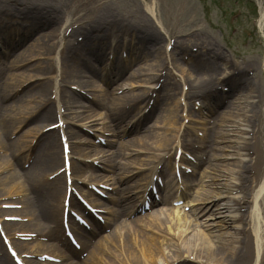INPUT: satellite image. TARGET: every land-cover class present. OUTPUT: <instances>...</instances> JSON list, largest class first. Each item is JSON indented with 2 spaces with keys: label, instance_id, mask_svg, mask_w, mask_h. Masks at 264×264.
Wrapping results in <instances>:
<instances>
[{
  "label": "bare ground",
  "instance_id": "6f19581e",
  "mask_svg": "<svg viewBox=\"0 0 264 264\" xmlns=\"http://www.w3.org/2000/svg\"><path fill=\"white\" fill-rule=\"evenodd\" d=\"M0 1L7 3V5L20 4V10H25L24 17L26 21L25 30L21 25H14V21L7 14L0 21V48L3 47L2 50L0 49V69L3 70L5 66L11 72L9 74V81L4 82L0 79V127L3 129V134L0 133V150L6 152L10 144L14 145L11 141H8L11 131H15L17 128L13 120L12 111L19 114V125L26 123V121L29 122L32 119H37L40 122L32 129L35 133L40 132L42 137L38 158H40L47 169L50 171L56 170L55 166L59 163L58 145L60 143V135L58 129L47 128L57 121L48 122L52 117L54 119L53 115L55 114V106L48 96L50 95V91L53 90L59 93V107H63L67 113H70V119L81 117L84 110L90 113L95 111V107L90 103L85 105L80 102L81 94L74 95L66 89L70 83H74L78 89L88 87L87 89L90 90H94L95 88L101 90V93L97 94V98L94 97L96 99L93 103L97 104V106L100 104L101 106H105L106 118L112 121V124L103 126L104 130H113L116 131L115 134L122 136L126 131L130 132L131 130L140 128L147 117L144 115L140 122L141 112L146 108L151 98L148 91L114 94L116 89H121L128 83L132 85L136 81L135 78L139 76L138 71H132L129 77L125 81L119 82L115 88H105L104 90H102L97 82H91L90 84L89 79L83 78L84 76L94 77L98 75L103 81L112 84L122 76L123 71L121 69L125 66H130L138 56L150 55L152 53L158 55L164 52L161 36L158 35L157 30V26L160 28V24L158 21V24L155 22L156 17L152 5L146 8L149 16L147 14V16L144 15L139 7L136 8L132 15L134 17L132 20L123 18L124 11L112 6L109 0ZM14 8L16 9L15 6ZM82 9L86 12V16H80L81 18L74 22H79L84 18L85 22L71 29L67 37H64L65 41L60 48L59 44L62 38L60 33L64 36V28L74 24V22H68L66 27L61 28L63 23L67 22V16L62 25L37 34L31 43L16 51L17 44L20 43L23 35H26V30H28L27 32H36L45 25L54 24L57 21L60 22L64 14H70V11L74 10V15H76ZM1 12L2 10L0 9ZM261 15L263 20L264 10L261 11ZM21 23L23 24V22ZM131 33H133L134 42L130 45L128 43V57L125 59L127 60L125 62L126 65L121 63L119 55L115 63L112 62L109 72H107L106 68L110 65V60L106 56L107 49L113 48L112 53L115 52L117 54V50L115 51L116 46L113 45L114 37L116 34L123 36ZM77 35H81V39L78 40ZM106 37H111L109 43H104L106 42ZM182 43L184 41L180 38L174 40L172 50H176L177 52H183L181 51L182 49L187 50L186 47L181 46ZM105 47L106 51L104 55L103 49ZM53 52L54 54H52ZM9 53H11L10 60L7 62L3 61L4 57H9ZM200 53L198 52L197 57ZM83 54H88L93 61H88ZM154 54L153 57L156 58L157 56ZM172 54L173 51L171 56ZM188 55L192 58L191 53H188ZM177 58L174 59L173 56L171 58V60L173 59L172 66L176 70L177 68L179 69V62L177 60L183 59L179 54ZM34 59H37V62L29 63ZM164 59L166 60V57ZM164 59L163 57H159V60H155V64L152 62L146 67V70H155L154 72H148L147 79L144 81L150 87L156 84L158 78L162 76L159 72L166 67ZM191 67V71L195 75L192 76L193 79L186 80L189 85V91L187 90L185 93V97L187 98L186 103H188L189 107L193 106L194 99L191 100V98L196 97L195 100H198L199 97H202V91L206 89L208 91L203 93L205 94L204 97L209 95H212L211 97L219 96L220 92L215 89L218 78L207 71L206 77L202 79V60L195 64L191 61ZM244 70L245 66L239 71V74H242L241 76L239 75L237 78L228 76L223 81L230 82L229 88L231 92L240 85L243 86V89H246L240 94L243 95L242 99L247 100L245 105L241 107L245 112L241 113L238 111L239 104L242 103L241 96L235 97V99L230 101V105L233 103L231 110H228V106L226 110L220 111L222 117L220 126L207 136V139L210 138L212 142V153L214 154L217 150L222 151V153L214 154V158L222 160L219 163L220 165H218L220 166L219 169L216 166L213 168L215 170L213 177L215 186L213 190L202 193L203 187L201 188L202 184H200L199 179L198 185L200 184V186L198 187L197 185V187L200 189L197 190V196L192 200H186L193 207L191 215L194 216L193 221L199 224V231L188 232L189 227H191V225L189 226L190 216L188 213H182L177 207L172 208V219L175 220V224L168 228V230L162 228V223L165 221V209L163 210L162 206L169 202L172 197L163 195L160 199L154 198L152 188L149 186L153 183V174H156L154 173V165L149 168L151 172L150 177L142 168L129 173L132 171V167L138 166L136 154L139 152L147 153L150 150L157 149L162 153L165 149L172 147L175 138L174 126L169 130V133L146 131V133L139 136L134 135L130 137L127 140L126 147L133 150L135 156L125 161H120V159H117L120 156L132 154V151H128L125 149L126 147H123V143L119 142L113 150L96 149L98 144H95L92 140L83 139L80 132L71 126L74 122L68 121L70 124L63 131L68 139L71 152L77 151L79 156H83L80 162L77 163L72 160L70 163L69 168L74 178L80 179L81 177V180L95 185H99L100 183L101 185H112V189L117 190V196L113 197L109 195L108 200L112 205L105 206L103 201H98L97 198L95 199L90 194H87L88 201L92 206L97 209L103 208L108 214L104 216V223H101L90 212H87V215L93 221L90 223L92 225L90 232H85L81 225H78L71 219L72 230L81 239L83 238L82 245L86 250L85 257L80 260V257L75 258L78 253L67 247V241L60 236L57 227L59 220L62 222V198L54 194L52 190L62 188V175L56 172L53 179L47 183L40 176L35 164L31 162L25 169V174L31 178L32 182L29 189H27L28 194L30 193L31 196L27 194L21 200L24 202L23 209L15 211V213H7V216H20L24 214L23 216H31L30 220L34 218L35 220L33 223H24L18 220H5L4 217H1V229L14 228L15 231L31 235H33L32 231H35V233L37 231L36 236H40V241L35 243L29 240L15 239V232L9 234L4 232L19 256L25 253L42 255L45 253L43 252L45 251L44 249H49L52 252L49 255L59 257L62 262L21 257L24 264H153L151 263L153 256L160 251V239L165 241L169 251H172L169 256H163L164 263L162 264H250L255 249L256 255L259 256L258 259L256 258L255 264L264 262V230L262 229V220L260 218L261 213L264 212V177L258 180V176L261 175L259 173L264 168V150L260 149L257 143L253 142L252 144L251 142L253 140L252 136L257 135L261 131V126L257 125L253 120V122L251 121L257 110L248 104L250 102V92L254 90L259 92V87L250 81L248 77L244 76ZM51 72H55L54 75L59 76L58 81L56 79L57 76L54 78V75L50 74ZM108 73L109 75L107 76ZM165 75V79L160 83L158 96L153 98L155 103L148 110L150 112L164 98L168 99L166 104L173 103L169 96H171L170 91L174 89V85L173 82H170V75L167 72ZM189 75L191 76L192 73L190 72ZM26 94H28L27 96L33 95L31 97H38V100L34 102L35 105H25L23 97ZM31 97L24 100L29 101ZM9 98H13V104L8 105L5 103ZM203 105L204 107H208V109L213 107L211 103L204 102ZM59 107L56 110V116L60 110ZM176 107L174 103L173 107L165 106L163 108L164 113L161 116L160 114L158 115L160 116L159 119L165 124H173L176 117L174 113ZM189 111L191 110L189 109ZM96 114L101 115V113ZM191 114L194 113L191 112ZM60 116H63V114H59ZM91 117H93V114L83 117L84 119L88 118L89 124H87V127L97 124V119H100V117ZM189 120L191 121L192 119ZM157 121L152 123L148 128L154 127ZM113 124L116 129L113 126L111 127ZM262 129L264 131V127ZM250 132H252V136L246 137V134ZM4 138H7V140L5 141ZM21 141V137L16 136L13 142L19 144ZM214 141L215 146L213 145ZM138 144L142 145L140 146L142 151L132 149L133 145ZM178 147L180 146H176L174 153H176ZM242 149H245V152L252 149V154L248 155V158H244L242 156L246 153ZM92 151H94L93 154L97 155V159H95L98 160L99 166L110 171L108 175L93 168L92 164L88 165L86 163L84 158ZM19 152V149H15L13 153L19 154ZM150 156H153L148 159L150 162L158 161L157 158L159 156L156 157L153 152ZM153 158H156V160ZM24 162L25 158L22 163ZM61 163L63 165V161ZM12 165V163H8L7 166ZM164 166L157 173L158 176L161 175V172L165 171ZM86 168L89 172L84 175L87 171ZM140 173L143 174L142 177L136 176ZM255 174L257 175L255 176ZM16 178L18 182L21 181L16 173L11 171L8 175L0 176V183H3L5 180H14L15 182ZM108 179H110V182H108ZM167 179V188L172 186L175 190L174 186L176 183L171 177H167ZM187 179L188 177L182 181V185L190 189V182L192 181ZM37 183L40 184V187ZM254 183L257 185H254ZM98 187L100 188V186ZM156 187L158 193L160 190L159 184ZM245 187L251 190L247 191ZM100 189L106 192L102 188ZM177 190L178 186L176 187ZM1 191L8 193L10 192V188L2 184L0 186V195L4 194ZM38 202H40V206L37 204ZM146 203H149L150 206L148 211L143 213V215L145 214L144 217L139 214L126 222L124 219L125 215L130 214L131 211L135 212ZM70 204L72 207H76V202L72 197ZM59 206L61 213H59ZM3 211L4 209L0 206V212ZM80 211L83 212L84 208H81ZM99 214L101 213L99 212ZM3 215L6 216V214ZM251 221L252 223H250ZM246 224H248V227ZM27 226L35 227L36 230H30ZM147 227L151 229L156 228V234L148 233L146 231ZM105 228H109L108 231L100 233V230ZM171 230L174 234L169 233ZM0 239L2 240L1 236ZM17 248L21 249V252L17 251ZM64 248H67L68 252ZM2 249L0 245V259L2 263L15 264L12 261L13 259L11 260V257L8 256L6 248L4 251ZM191 255L192 258H190Z\"/></svg>",
  "mask_w": 264,
  "mask_h": 264
},
{
  "label": "rangeland",
  "instance_id": "374dc122",
  "mask_svg": "<svg viewBox=\"0 0 264 264\" xmlns=\"http://www.w3.org/2000/svg\"><path fill=\"white\" fill-rule=\"evenodd\" d=\"M112 6L116 7L118 10H123V18L126 19H132V15L134 14L136 8L139 7L140 11L144 15H148V10L146 9L147 6L152 5L154 9V14H155V22L157 21L160 24V28L157 26L158 30V35L161 36V44L163 45L164 52H161L160 54L156 55L154 53L152 54H145L141 55L140 57L134 59L132 64L130 66H123L124 68L121 69L122 76L116 80V82L109 84L99 78L98 75H95L94 77H89L86 76L83 79H89V82H97L99 86L102 88V90L110 89V88H115L117 84L121 81H125L128 77L129 74L132 71H138L139 76L132 83L130 86L129 83L126 84V87L123 89H116L115 90V95L122 94V93H128V92H143V91H148L151 87L149 84L145 83L144 81L147 79V73L148 72H154L155 70H146V67H148L149 63L154 62L156 63L155 60H159V57L164 59L166 57V60L169 62L166 67L161 70L160 72L162 73H168L170 75V82H173L174 89L171 92L170 99H172V102L177 106L174 110V113L176 114V117L174 118L173 124H165L159 117L164 113L163 108L165 106H171L173 107V103L171 104H166L168 99H165L163 101H160L157 106L153 109V111L147 113V117L144 120V122L141 124L140 128L134 129L129 131H126V133L122 136L115 135L116 131H114V134L108 136V133H101V125L104 124H112V121H110L108 118H106L105 115V107L101 106H95V111L89 112L87 110L82 111V116L75 118L74 123L76 125H71L74 129L79 130L80 125L86 124L87 119H84L83 117H87L89 114H93V117L91 118H98L97 119L98 123L92 126V128H83L82 130H79L82 138H86L87 140L94 139L97 134H102L104 137H99L95 140V142L98 144V147L96 149H108V150H113L116 148L117 144L119 142L124 144V148L127 146V140L132 137V136H139L141 134L146 133V131H155L157 133L163 132V133H169V130L174 126L173 131L176 140H180L181 145L184 144V151L187 153V155H190L193 158L192 162L193 164H190L192 167V173L188 174V176L185 177V179L188 177L187 180H194L195 175L197 174V181L195 184L190 189H187L184 194V203L179 209L182 211V213H188L190 216V224L191 227H189L188 232L190 231H199L200 226L198 223L193 221L194 216L191 215L192 208L191 203H189L186 200H192L197 196V190L200 184H202L201 188L202 193L206 191H211L214 188V182L213 177L215 175V170L213 168L219 169L220 165L219 163L222 162V160L219 158H214V154H219L222 153V151H216L214 154L211 151V147L204 148L202 146V143L204 144H209L210 146L212 145V142L210 141V138L207 139L208 134H212L219 126H220V120H221V114L220 111L223 109L231 110L232 104L230 105V101L235 99V97L241 96V101L242 103L239 104V112H245L243 105H245L246 101L242 99L243 95H240L243 90V86H237L234 90L228 91L225 93L222 88L230 87L228 83H224L223 81H217L216 85L218 88H220L223 91L222 95L216 96V97H211L207 99L206 98H200L198 100H195L196 102L201 103V101H204L206 103H211L213 107L211 109H208V107H203L201 110H199L198 103L194 104L195 101H193V106L188 105L186 103L187 98L185 97V93L188 90V83L186 80L188 79H193L192 76L195 74L191 71V61L193 64L198 63L202 60V79L206 77V72L209 71L212 73V75L216 76L217 78L221 79L222 77L232 74V72L235 73L236 77L239 76L238 72L242 70L245 66V77H248L250 81H252L256 86L259 87V92L254 90L250 92V97L249 100L250 102L248 103L250 106H253L257 112L255 113V116L251 118V121L253 120L257 125H260V132L257 133V135L252 136L251 133L247 134L248 136H252L253 140L251 141L252 144L253 142L258 144V147L260 149L264 150V67H263V61H264V18L262 22L260 23V15H259V10H264V0H109ZM16 7V9L14 8ZM19 7V8H17ZM21 5L20 4H8L4 3L3 1H0V9L2 12L0 13V21H2L6 14L10 19L14 21V25H21L24 30L26 29V21L24 17V11L25 10H20ZM18 10V11H17ZM9 11V12H8ZM20 11H22L20 13ZM27 11V10H26ZM31 11V10H30ZM70 14H64L62 17V20L60 22L56 23H51L49 25H45L42 28H39L36 32H27L26 30V35H23L22 39L20 40V43L17 44L16 51L19 49L24 48L26 45L31 43L33 41V38L39 33H43L45 31H48L50 29H53L54 27H57L58 25H62V22L64 21L65 17L67 16V22L61 26V28L64 26L66 27L68 22H74L77 19H80L82 16H86V12L84 9L80 10L76 15H74V10L70 11ZM146 15V16H147ZM46 16V15H45ZM81 16V17H80ZM47 17V16H46ZM72 17V19H71ZM24 18V19H23ZM70 20V21H69ZM154 20V19H153ZM23 22V24L21 23ZM85 22V18L80 20L79 22H74L71 26H75L77 24H83ZM143 22V21H142ZM77 23V24H75ZM158 24V23H157ZM71 26H68L64 28L63 32H70ZM3 27V26H2ZM1 28V27H0ZM24 34V33H23ZM61 34V33H60ZM132 35V37H131ZM129 36V37H127ZM77 37H81V35H77ZM123 36L116 34L113 40V44L116 46L117 49L120 48V46H124L125 48L128 46L129 41L130 44L134 42L133 38V33L131 34H126ZM182 39L184 43H182V47H186L187 50L182 49L181 51L183 52H177L176 50H170V48H166L165 45L171 40H178ZM18 42V39H17ZM110 42V37L106 38V42L104 43H109ZM201 43V44H199ZM173 44V43H172ZM170 45V44H169ZM180 46V47H181ZM165 47V48H164ZM177 47V46H176ZM3 48V47H2ZM2 48H0L2 50ZM103 49V48H102ZM172 49V48H171ZM104 55L106 51L103 49ZM173 51L172 56L174 59H178L177 56L178 54L183 58L181 60H177L179 62V69L177 70L172 66V56L171 53ZM198 52H201L199 56L197 57ZM178 53V54H177ZM188 53L192 54V58L189 57ZM54 54V52L52 53ZM153 54L157 56L156 58L153 57ZM86 59L89 61L92 60L88 54H83ZM185 57V58H184ZM11 58V53H9V57L3 59V61L7 62ZM37 59H34L30 61L29 63H35ZM165 60V59H164ZM123 63V62H122ZM167 63V62H166ZM181 65V66H180ZM174 68V69H173ZM242 68V69H240ZM162 69V68H161ZM214 69V71H213ZM182 72V73H181ZM190 72L192 75L190 76ZM9 72L6 67L4 66V69H0V79L4 82L9 81ZM55 72H52L51 74H54ZM156 73H158L156 71ZM43 75V74H42ZM109 74H107L108 76ZM166 76V75H165ZM189 77V78H187ZM59 77H57L58 81ZM189 81V80H188ZM203 81V80H202ZM169 82V83H170ZM226 84V85H225ZM74 83L71 85L67 86V90L74 95L77 90H75V87H73ZM150 87V88H149ZM125 89V90H124ZM89 97H91V94H94L97 97L98 93H101V90H98L97 88L95 90H86ZM189 91V90H188ZM208 89L205 91H202L203 93H206ZM50 91V95H51ZM24 96L23 98H29L33 95ZM77 95V94H76ZM49 96V95H48ZM24 103L26 106H29L31 104L35 105V100H38V97H31L29 101L24 100ZM53 100H58V97L53 98ZM81 103L87 105L90 102L88 101V98L85 96H82V98L79 99ZM55 101H53L54 103ZM6 104L10 105L13 104V98H9L5 102ZM228 104V105H227ZM55 105V103H54ZM192 105V104H191ZM227 105V106H226ZM198 107V108H197ZM189 109L191 111H189ZM187 113H194L192 115H186ZM96 113H101V115H97ZM249 113V112H248ZM13 120L14 123L17 125V128L15 131H11L10 137L8 141H11L14 145L10 144L7 151L4 152L0 150V176L3 175H8L11 171L15 172L17 177L21 181L18 182L17 178L14 182L11 180H5L3 183H0V186L5 185L10 188V192L6 191H1L4 194L0 195V206L4 211L1 213L6 214L7 213H15V211H20L23 209L24 202L23 198H25L28 194L29 186L31 185V178H29L25 174V169L28 166V162L32 161V163L35 164L36 168L39 170L40 176L43 178L44 181L49 182L50 181V175H52V170L50 171L47 169V167L42 163L39 157V152H40V141H41V136L39 137V132L35 133L32 128L37 126L36 124L39 123L37 119H32L29 122L26 121L24 124H18L20 121V116L16 112H13ZM160 114V116H158ZM184 114L185 116H183ZM202 114V118H201ZM235 114V113H234ZM158 116V118H157ZM71 117L70 113H67L66 111V116L64 115V120L67 121ZM68 118V119H67ZM103 118V119H102ZM158 121H157V120ZM189 119H192L191 121ZM194 119V120H193ZM53 117L48 121L52 122ZM142 121V119L140 120ZM157 121L156 125L154 127L148 128L152 123ZM202 121L205 122V124H202ZM252 121V122H253ZM87 125V124H86ZM159 125V126H157ZM116 129V127L111 125ZM89 130L88 132H85L84 130ZM98 129V130H97ZM148 129V130H147ZM168 129V130H167ZM3 129L0 127V133H2ZM112 131V130H111ZM16 136L21 137V142L14 143V138ZM5 141L7 138H4ZM106 139L108 141V144H106ZM250 139V138H249ZM94 142V141H93ZM175 141L172 144V147L174 148L175 146ZM215 141L213 142V145L215 146ZM25 144V145H24ZM221 144V143H217ZM251 144V145H252ZM24 145V147H23ZM142 145H133L132 149H139L142 151V148L140 147ZM15 149H19L20 152L19 154L13 153ZM22 149V150H21ZM126 150L132 151V154L129 156H120L117 159H120V161H125L128 158H131L135 156L133 154V150L129 148H125ZM171 149V150H172ZM170 149H165V151H169ZM170 150V152H171ZM245 149H242L243 152ZM74 153V161L79 162L80 157H78L77 151H73ZM94 151L89 152L86 156V161L88 164H91L92 159L97 158V155L93 154ZM154 153L157 156H162L164 152H160L157 149L150 150L148 153H143L139 152L137 155L138 157V166L137 167H132V171L134 172L138 169H143L145 172H147L150 176L151 172L149 171V168L151 166H156L158 163L157 161L150 162L148 159H150L153 156H150L151 153ZM165 153L163 159H164V164L166 166V172L170 173L172 172V165H173V160L171 159V153ZM247 153V151H246ZM7 154V155H6ZM59 159H58V164L55 166V168H58L61 166V150L59 146ZM4 156V157H3ZM24 156V157H23ZM77 157V158H76ZM16 158V160H15ZM25 158V163H22V161ZM156 160V158H153ZM96 161V160H95ZM163 162V161H160ZM8 163H12V166H7ZM92 163L95 165L96 169H98L100 172L104 174H109V170H105L99 166L96 162L92 161ZM161 164V163H160ZM22 168V169H21ZM88 168V167H87ZM86 168V175L89 170ZM148 168V169H147ZM164 172V174H166ZM261 175L258 176L259 178H263L264 174V169L261 170ZM24 175V176H23ZM83 175V176H84ZM257 175V174H256ZM255 175V176H256ZM136 176L142 177L143 174L140 173ZM25 178V181H24ZM200 179V184L198 185ZM108 182H110V179H108ZM40 187V184L37 183ZM77 185L81 187V193L85 194L88 193V191L93 192L87 184H83L79 181H77ZM198 185V187H197ZM257 185V184H256ZM61 187L55 190H52L54 194L62 195L64 191V179H61ZM112 185H108L107 187L104 188L106 193L108 195L117 196V190H112ZM23 189V190H22ZM25 189V191H24ZM19 191V192H18ZM31 196V194H28ZM97 195V194H96ZM93 197V196H92ZM98 197L97 199H103L105 206H111L112 203H109V200L106 199L107 196H95L94 198ZM96 199V198H95ZM7 201V202H6ZM15 201V202H13ZM192 202V201H191ZM6 204H15L18 205V207H9V208H3L4 205ZM36 204V202H35ZM40 206V202L37 203ZM103 206V205H101ZM183 206H188L189 210H183ZM163 210L165 209L164 215H165V221L162 223V228L165 230H168L171 226L175 224V220L172 219V208H174L170 203H166L165 205L162 206ZM102 214L105 216L106 214L101 211ZM59 213H60V206H59ZM181 213V214H182ZM24 214L18 216L16 215L19 219L18 221H23L24 223H33L35 220L31 219V216H23ZM130 215V216H129ZM137 215V212L134 213L132 212L131 214L125 215L124 219L127 221L131 220ZM142 217H144L143 214H141ZM169 216V217H168ZM261 220H262V229L264 230V212L261 213L260 215ZM189 219V218H188ZM187 219V220H188ZM252 223V222H251ZM247 226V224H246ZM30 230L35 229V227L27 226ZM60 235H63V229L62 225L60 223V220L57 225ZM87 229V228H86ZM85 229V230H86ZM109 228H105L100 230V233H105L108 231ZM156 228H146V231L150 234H156L155 233ZM88 231V229H87ZM6 234L19 231H15L14 228L11 229H5ZM24 233V232H20ZM33 236H31L29 241H33V243L40 241V236H36L35 231H32ZM171 234L172 230L169 232ZM79 241H81L78 238ZM176 240V239H175ZM264 240V239H263ZM47 241V239H46ZM159 249L160 251L158 254L154 255L152 258L151 263L155 264H162L164 263L163 261V256L168 255L172 252L169 251L168 247L165 244V241H162L161 239L159 240ZM180 242V240H178ZM0 244H1V249L4 251V245L2 247V242L0 239ZM56 244V242H55ZM69 245V244H68ZM70 246V245H69ZM72 249H74L73 246H70ZM18 249V248H17ZM21 249H18L17 251H20ZM45 252L44 254H52L51 250L49 249H44ZM76 250V249H74ZM42 251V250H41ZM65 251L68 252L65 248ZM78 255L75 257H80L81 258L85 257V252L84 250H76ZM21 252V251H20ZM25 253V252H22ZM29 254V253H25ZM31 256L28 258H34V259H40L42 260L37 254H30ZM10 257V256H9ZM166 257V256H165ZM192 258V255L190 256ZM54 262H60V259H57L55 257ZM73 260H75L73 258ZM2 260L0 259V263ZM253 264V262H252Z\"/></svg>",
  "mask_w": 264,
  "mask_h": 264
}]
</instances>
